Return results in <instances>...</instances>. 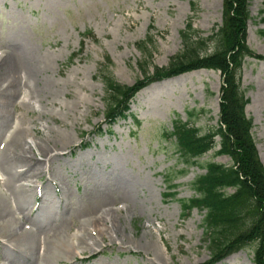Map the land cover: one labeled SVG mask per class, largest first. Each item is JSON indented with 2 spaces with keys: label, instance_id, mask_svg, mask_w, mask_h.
<instances>
[{
  "label": "rangeland",
  "instance_id": "rangeland-1",
  "mask_svg": "<svg viewBox=\"0 0 264 264\" xmlns=\"http://www.w3.org/2000/svg\"><path fill=\"white\" fill-rule=\"evenodd\" d=\"M222 1L0 0V64L5 59L14 64L0 72V194L16 220L8 232L37 236L27 261L0 243V264L209 260L201 243L204 214L194 209L183 219L180 201L194 196L191 183L204 174L199 165L228 166L230 160L214 156L216 146L187 165L169 133L177 120L201 134L217 128L220 73L202 69L151 84L129 103L125 119L107 126L98 70L109 59L111 77L130 87L143 78L139 63L149 74L153 67L166 68L182 48L180 32L188 21L201 37L221 24ZM263 3L249 0L246 35V45L262 57ZM147 39L150 63L137 49ZM240 85L264 167V60L244 59ZM17 136L25 141L29 170L40 172L37 178L9 176L5 142ZM29 184L30 201H19L21 187ZM172 193L175 198L168 197ZM24 215L34 227L21 219ZM87 219L98 222L89 225L88 246L69 261L44 257L53 227L68 220L60 238L77 247ZM217 264H252V253L241 250Z\"/></svg>",
  "mask_w": 264,
  "mask_h": 264
},
{
  "label": "trees",
  "instance_id": "trees-1",
  "mask_svg": "<svg viewBox=\"0 0 264 264\" xmlns=\"http://www.w3.org/2000/svg\"><path fill=\"white\" fill-rule=\"evenodd\" d=\"M248 7L249 0H223L221 24L207 37L199 36L200 32L193 30L188 21L180 32L182 48L169 65L153 67L149 74L139 63L143 78L133 86L119 84L111 77L107 70L109 59L98 70L105 93L104 122L108 126L125 119L131 100L151 84L202 69L220 73L217 128L201 134L198 129L177 120L169 133L170 138H174L175 151L187 165L216 146L219 150L214 156H226L230 160L228 166L211 161L199 165L204 174L191 183L194 196L180 201L183 219L194 209L204 214L201 243L210 253L205 264H216L241 250L251 251L252 264H264V167L252 135V121L245 115L248 99L240 85L244 59L263 61L264 57L256 55L246 45ZM261 15L264 22V3ZM259 34L264 36V31ZM140 44L137 49L145 62L150 63V39ZM171 188L174 187L168 184V189ZM168 197L175 198L176 194Z\"/></svg>",
  "mask_w": 264,
  "mask_h": 264
},
{
  "label": "bare ground",
  "instance_id": "bare-ground-1",
  "mask_svg": "<svg viewBox=\"0 0 264 264\" xmlns=\"http://www.w3.org/2000/svg\"><path fill=\"white\" fill-rule=\"evenodd\" d=\"M14 67L13 62L11 59H5L0 64V72L2 69L4 71H9ZM23 143H25L24 139L19 136L16 138H10L5 142V161L7 165V171L10 177L18 179L21 176H24L26 179L30 178H37L40 175V172L37 173L34 171L33 173L29 170L30 163L26 160L24 156L23 150ZM31 183V182H30ZM34 188L32 184L24 185L21 187L19 192V201L21 202H29L32 196ZM37 196V187L35 188V197ZM6 196L0 194V243L1 246L4 248H12L13 252L15 253V257H23L26 261L27 253L29 251H33L34 244L37 246L36 240L37 236L32 237L30 234L26 233H19L17 235L9 233L8 228H11L15 225L14 217H9L7 209L5 207ZM21 219L26 222H29L34 227V222L30 218V216L24 215L21 216ZM66 221H62L60 224L53 227L50 231H53V234H49L47 236L48 242L50 241L52 247L48 250L44 257L47 260L56 259V261L60 260H70V257L76 256V250H83L85 246H88L89 235L92 233L89 231V225L98 226L97 221H91L89 223V219L84 221L83 225V232L80 238H76L77 247L73 245H68L63 243L64 240L60 238L61 233L64 231L63 229L66 228ZM29 229V227H27ZM63 230V231H62ZM103 230V229H102ZM104 232V231H103ZM54 242V244H53ZM52 249V250H51ZM29 255V254H28ZM9 264H16L12 259L8 260ZM72 264V263H71Z\"/></svg>",
  "mask_w": 264,
  "mask_h": 264
}]
</instances>
